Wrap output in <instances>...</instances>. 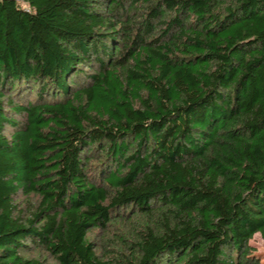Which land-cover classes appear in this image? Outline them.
Returning <instances> with one entry per match:
<instances>
[{"label":"trees","instance_id":"obj_1","mask_svg":"<svg viewBox=\"0 0 264 264\" xmlns=\"http://www.w3.org/2000/svg\"><path fill=\"white\" fill-rule=\"evenodd\" d=\"M257 233L264 0H0V264H264Z\"/></svg>","mask_w":264,"mask_h":264},{"label":"rangeland","instance_id":"obj_2","mask_svg":"<svg viewBox=\"0 0 264 264\" xmlns=\"http://www.w3.org/2000/svg\"><path fill=\"white\" fill-rule=\"evenodd\" d=\"M133 222V223H132ZM145 223L143 216H137L133 221H116L111 224L108 229L95 230L91 233V238L96 242L97 248L100 253L106 257H115L118 252L123 248L122 238L128 239L132 235V225L140 227ZM250 244L253 247L254 255H256L261 262L264 263V240L259 233H257L251 240ZM29 256L40 257L48 262H55V258L47 251L42 249H32Z\"/></svg>","mask_w":264,"mask_h":264}]
</instances>
